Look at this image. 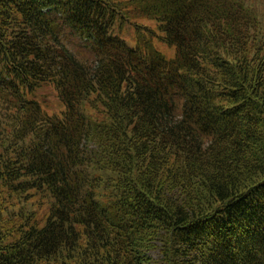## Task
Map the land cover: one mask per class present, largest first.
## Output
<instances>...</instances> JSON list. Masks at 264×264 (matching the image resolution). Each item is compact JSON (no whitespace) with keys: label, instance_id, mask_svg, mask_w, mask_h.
<instances>
[{"label":"trees","instance_id":"16d2710c","mask_svg":"<svg viewBox=\"0 0 264 264\" xmlns=\"http://www.w3.org/2000/svg\"><path fill=\"white\" fill-rule=\"evenodd\" d=\"M0 264H264V0H0Z\"/></svg>","mask_w":264,"mask_h":264},{"label":"rangeland","instance_id":"374dc122","mask_svg":"<svg viewBox=\"0 0 264 264\" xmlns=\"http://www.w3.org/2000/svg\"><path fill=\"white\" fill-rule=\"evenodd\" d=\"M134 15L137 17L136 19L140 22V28L134 32L133 30L132 35L135 37L134 39L137 40L140 44L145 40H148L153 48L159 50V52L167 59L172 58L175 52V47L171 44L165 42L163 38H161L158 33L155 31L152 32L150 29L156 28V20L151 17L147 13V11H143L140 9L134 10ZM158 29V28H156Z\"/></svg>","mask_w":264,"mask_h":264}]
</instances>
